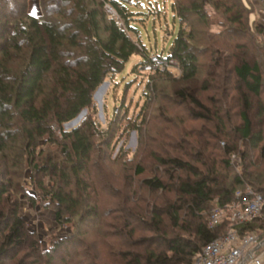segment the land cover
Returning a JSON list of instances; mask_svg holds the SVG:
<instances>
[{
  "label": "trees",
  "instance_id": "16d2710c",
  "mask_svg": "<svg viewBox=\"0 0 264 264\" xmlns=\"http://www.w3.org/2000/svg\"><path fill=\"white\" fill-rule=\"evenodd\" d=\"M129 2L40 0L41 15L35 17L28 0H20L22 13L4 24L12 14L0 9V158L13 156L7 169L0 160V264L11 251L25 249L36 258L34 264H51L66 248L68 264H98L101 259L109 264H194L203 247L230 227L228 220L210 227L214 207L251 199L248 187L264 199V43L255 36L264 34V27L256 23L252 33V10L243 0H172L180 30L168 56L178 62L180 76L173 71L155 75L152 102L167 92L164 83L173 84L171 103L181 106L184 117L168 121L178 122L171 144L159 143L151 151V176L146 177L148 168L140 162L131 167L137 179L123 176L126 161L115 157L119 175L111 180L124 182L127 199L109 187L103 159L94 158L99 134L93 117L63 130L94 106V93L108 76L121 73L134 55L142 57L134 70L147 60L126 7ZM13 3L0 0V7ZM212 26L221 29L212 31ZM248 52L258 59L251 61ZM206 58L214 62L210 72V65L203 63ZM234 106L239 122L228 129ZM149 109L142 114L143 124ZM151 115L150 122L155 116L165 119L167 109L158 104ZM190 121L201 126L187 130L184 124ZM117 124L115 119L107 131H99L109 136L107 145ZM133 129L141 131L137 125ZM29 168L56 222L73 226L68 237L54 239L45 251L21 216L20 202L10 204L11 198L29 195L23 183ZM13 169L19 170L16 175L7 174ZM95 171L101 179L92 177ZM237 193L242 196L237 198ZM105 195L125 199V222L117 233L97 230L98 241L81 243L83 225L99 227L111 217L99 212L98 199ZM238 231L264 237V205L261 216Z\"/></svg>",
  "mask_w": 264,
  "mask_h": 264
},
{
  "label": "rangeland",
  "instance_id": "374dc122",
  "mask_svg": "<svg viewBox=\"0 0 264 264\" xmlns=\"http://www.w3.org/2000/svg\"><path fill=\"white\" fill-rule=\"evenodd\" d=\"M39 2L40 0H28V11L32 16L38 17L41 15ZM243 2L245 5H249V8L252 10L250 19L252 22V31H254L252 33H255L254 24H263L264 2L262 0H243ZM126 7L129 12L133 14L134 21L132 22V26L138 31L141 45L145 48L147 53L150 55L157 52L160 55L167 56L180 30V23L175 18L172 11V0H130V2L126 4ZM107 8L111 10L108 5ZM0 9L4 14H12V16H7L1 22L2 24H4L6 20L10 21L14 18H18L20 13H22L20 0H14V3L6 9L1 7ZM220 29L221 28L219 26H212V31H219ZM255 36L261 43H264V34L256 33ZM1 45L2 40L0 39V46ZM257 56L258 55L253 52H248L247 58L253 61L258 59ZM141 62L142 57L140 55L132 56L121 73L108 76L105 82L95 91L93 96L94 106L92 108L84 109L77 118L63 125L64 131H71L78 127L85 119L93 117L99 134L95 137L96 148L94 158L97 160H99V158L103 159V163L106 168L104 176L110 178L108 181L109 187L114 191V193L118 191L123 192L126 199L129 196V192L126 190L124 182H115L114 179L111 180L112 177H118L119 175L118 167L113 165L115 157H117V155H121V157H124L126 161V164L123 165L125 167V171L122 172L123 176L128 177L129 179H137L134 178V168L132 169L131 167L137 165L138 162L147 166L148 172L146 173V177L151 176V170L155 167L153 162L150 163L151 151L158 149L159 143L163 142L168 145L171 144L170 137H174L175 131H177L175 125L176 123L178 124V122L170 123L168 121H177V119L184 117L180 113V110H182L181 106L171 103V98H174L173 92L175 89V85L173 84L164 83L167 90L166 93L162 94L164 98L160 96V100L152 102L155 97L151 90L153 88V79H151V84H147L146 75L139 72L140 66L137 70H134ZM203 63L210 65L206 72L214 70V62H209V59L206 58ZM203 70H205V68ZM173 72L177 77L180 76L178 71L173 70ZM218 72L220 73V71ZM203 73H205V71H203ZM203 73L200 75V81L207 79V76ZM153 77L155 76H151V78ZM148 85H150V87H148ZM230 93L231 96L235 95V92L230 91ZM210 96L214 95L211 94ZM201 97L205 99L204 94H202ZM158 104L167 109L168 116L167 118L165 117V119L155 116L156 118L150 122L152 111L158 106ZM148 105H150V113H148L149 116L146 124H143V122L141 123L143 118L142 114L147 109ZM230 110L232 122L231 124L226 122L229 124H227L229 127L228 129L233 128L232 126L237 125L239 122L236 106L231 107ZM115 119L118 123L114 127L115 135L112 142L107 145L109 136L106 134H100L99 131H107L110 124L112 121H115ZM134 125L139 126L141 131L138 132L133 129ZM200 126V122L193 123L190 121L184 124V127H186L185 129L187 130L188 127L192 128ZM166 148L168 149L169 146H166ZM50 149H52L54 154H56V159L60 161L61 157L58 155V150H56L54 146H51ZM12 157V155L5 157V160L2 157L0 158L6 169L8 167L7 162L9 159L12 160ZM8 171L9 172L7 174H11L12 176L13 174L16 175L19 170L13 169ZM21 171L22 170L20 169V172ZM102 176L103 175L100 173L98 175V172L95 171L92 177L95 179H101ZM23 180L24 187L28 190V196H32L33 199H29L28 196L25 197L21 194L17 197V199L11 198L10 204H12L13 200L20 202L21 216L26 220L28 229L36 232L39 239L38 246L40 251H45L54 239L68 237L73 231V226L71 224L60 226L56 222L53 208L48 206L47 201L45 202L44 199H40L39 193L34 187L33 173L30 168L25 170ZM6 181H9V176ZM48 182L49 179L46 178L45 183ZM112 190L111 194H113ZM98 200L102 204L99 208V212L110 214L111 217L104 218L105 225L102 224L99 225V227H96L93 224H90L89 226L83 225V230L86 232V235L81 237V243L93 244L94 241H98L95 236L97 230L102 229L104 231V229H106V233H117L116 231L119 230L120 227H122V223L125 222V215L122 213V211H125L128 207V205L124 202L125 199L117 200L112 199L111 196L106 197L105 195L104 199ZM131 223L135 227L139 225L137 222ZM93 229L94 231H92ZM66 250L68 251L69 249L66 248L65 251ZM59 251L60 253L55 255V261L51 264H60V262L61 264H68L66 257L64 256V249ZM72 252H74V250H72ZM10 256L11 257L9 259L3 260L2 263L34 264L37 262L36 258L31 255V251H29V249L18 252L17 250L11 251ZM98 264L109 263L104 262L101 259L98 261Z\"/></svg>",
  "mask_w": 264,
  "mask_h": 264
},
{
  "label": "built area",
  "instance_id": "2783aa9c",
  "mask_svg": "<svg viewBox=\"0 0 264 264\" xmlns=\"http://www.w3.org/2000/svg\"><path fill=\"white\" fill-rule=\"evenodd\" d=\"M262 25L264 27V20ZM173 70L179 72L178 62L157 52L150 54L139 68V72L146 75L147 84L152 83L151 76ZM246 194L251 195V199H239V202L216 206L211 210L208 217L211 228L225 220L230 222V227L224 235L203 247L194 264H264L263 234L241 235L238 231L240 225L260 217L264 205L262 195L254 193L249 187ZM241 196V193L236 195L237 198Z\"/></svg>",
  "mask_w": 264,
  "mask_h": 264
}]
</instances>
